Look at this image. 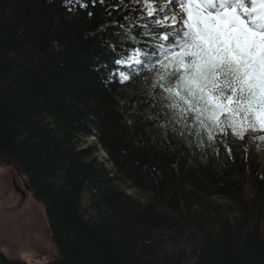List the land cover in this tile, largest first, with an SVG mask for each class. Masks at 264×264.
<instances>
[{
    "label": "trees",
    "instance_id": "1",
    "mask_svg": "<svg viewBox=\"0 0 264 264\" xmlns=\"http://www.w3.org/2000/svg\"><path fill=\"white\" fill-rule=\"evenodd\" d=\"M83 2L0 0V167L46 214L56 249L46 264H264V170L228 156L218 174L206 132L190 148L171 133L151 139L142 117L129 126L117 97L140 99L125 89L162 70L125 85L107 77L118 26L148 39L139 25L149 18L130 11L136 0ZM152 111L167 119L158 102ZM92 137L94 146L79 147ZM98 149L112 168L94 157ZM116 182L151 197L138 201ZM215 196L239 218L210 206ZM6 256L0 264H30Z\"/></svg>",
    "mask_w": 264,
    "mask_h": 264
},
{
    "label": "snow or ice",
    "instance_id": "2",
    "mask_svg": "<svg viewBox=\"0 0 264 264\" xmlns=\"http://www.w3.org/2000/svg\"><path fill=\"white\" fill-rule=\"evenodd\" d=\"M77 2L85 6L83 0ZM136 3L141 7L130 11L146 13L149 19L139 28L148 39L137 35L138 29L119 25L120 51L107 78L125 85L154 68L162 71L125 89L140 99L117 97L126 109L125 122L134 127L133 118L142 117L151 125L146 129L151 139L166 141L171 133L190 148V138L202 132L211 141L214 132L226 129L241 139L249 131H264V0ZM177 7L179 13L167 14ZM109 47L117 52L115 43ZM157 102L167 119L152 111ZM141 105L148 107L141 110Z\"/></svg>",
    "mask_w": 264,
    "mask_h": 264
},
{
    "label": "rangeland",
    "instance_id": "3",
    "mask_svg": "<svg viewBox=\"0 0 264 264\" xmlns=\"http://www.w3.org/2000/svg\"><path fill=\"white\" fill-rule=\"evenodd\" d=\"M165 3L167 0H160L161 5ZM179 12L180 9L177 7L167 14L172 15ZM214 137L211 141L215 144L217 142L218 160L215 170L218 174L223 175V164L229 158L228 156L235 160L238 159L239 166L250 164L253 169L264 170V140L261 139L264 137V131L247 133L243 139L235 140H225L224 135L216 133ZM211 141L207 140V143ZM96 142L93 138L84 139L80 141L79 147L88 149ZM97 151L94 157L98 162L112 168L107 162L106 152L100 149ZM190 163L192 164V161ZM20 179L13 169L0 167V254L3 253L10 258H20L24 262L29 261L30 264H37V262L46 264L47 260L53 259L56 254L49 234L46 214L42 206L33 201L31 195L24 190ZM115 185L138 201L147 202L151 197L149 194L137 191L127 182H116ZM211 205L229 219L235 220L240 216L236 205L219 196L210 199ZM185 248L190 251V245L182 249Z\"/></svg>",
    "mask_w": 264,
    "mask_h": 264
},
{
    "label": "bare ground",
    "instance_id": "4",
    "mask_svg": "<svg viewBox=\"0 0 264 264\" xmlns=\"http://www.w3.org/2000/svg\"><path fill=\"white\" fill-rule=\"evenodd\" d=\"M92 138L94 139V137H92ZM92 138H91V139H92ZM0 260H1V258H0Z\"/></svg>",
    "mask_w": 264,
    "mask_h": 264
}]
</instances>
